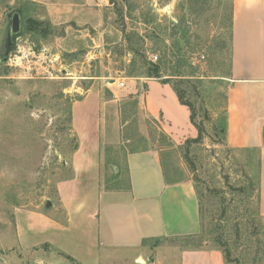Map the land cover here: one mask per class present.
<instances>
[{
    "label": "rangeland",
    "instance_id": "1",
    "mask_svg": "<svg viewBox=\"0 0 264 264\" xmlns=\"http://www.w3.org/2000/svg\"><path fill=\"white\" fill-rule=\"evenodd\" d=\"M50 1L53 18L63 14L65 22L57 18L53 25L44 19L52 30L42 36L24 30L25 18L41 20L48 6L0 0V20L6 25L13 11L23 16L14 48L0 50V264H78L44 245L20 259L24 247L15 234L14 214L21 210L62 216L57 187L72 176L77 144L72 103L91 88L96 81L92 77H101L94 88L99 86L107 98L108 78L128 83L147 75L153 55L161 64L160 79L170 78L189 103L194 123L204 128L200 141L186 140L175 156L195 182L201 229L194 238L152 240L147 246L158 244L157 250L147 249L136 264H180L177 250L191 249H217L225 264H264L259 153L231 148L225 140L233 0ZM104 28L109 34H102ZM130 103L125 109L121 104L120 118L108 119L111 126H105L116 134L124 119L134 115L131 131L121 128L118 144L103 147L107 163L102 173L110 186L126 184L124 173L113 180L117 170L112 163L131 143L130 135L139 140L135 129L141 115L129 113L135 100ZM107 109L102 118L111 117ZM144 121L149 131L158 130L155 121ZM134 254L112 252L101 264H132Z\"/></svg>",
    "mask_w": 264,
    "mask_h": 264
},
{
    "label": "crops",
    "instance_id": "2",
    "mask_svg": "<svg viewBox=\"0 0 264 264\" xmlns=\"http://www.w3.org/2000/svg\"><path fill=\"white\" fill-rule=\"evenodd\" d=\"M33 1L48 6L41 20L48 18L53 25L58 19L65 22L63 14L53 18L50 0ZM7 26L0 20V50ZM102 34H109L108 29ZM230 42L225 140L231 148L258 151V199L264 215V0H233ZM92 78L96 81L91 88L71 106L77 144L72 176L57 187L62 216L15 212V234L24 247L19 248L20 259L44 245L78 264H101L112 252L131 250L135 253L132 264H136L137 257L151 249L147 245L152 240L196 235L201 229L195 182L175 157L179 146L198 135L190 107L181 102L170 82L157 77L123 80V87L121 81L108 78L104 84L110 93L107 98L99 86L94 88L101 77ZM117 84L123 89L116 90ZM132 100L135 110L129 109V113L141 115L135 129L139 140L130 135L125 152L120 151L118 159L111 162L117 170L113 180L124 173L126 184L110 186L102 173L107 163L103 147L118 144L119 130H130L134 115L124 119L116 134L105 126H111L110 119L120 118L121 104L129 108ZM107 108L111 117L102 118ZM146 118L155 121L158 130L149 131ZM177 254L180 264H225L217 249L177 250Z\"/></svg>",
    "mask_w": 264,
    "mask_h": 264
},
{
    "label": "trees",
    "instance_id": "3",
    "mask_svg": "<svg viewBox=\"0 0 264 264\" xmlns=\"http://www.w3.org/2000/svg\"><path fill=\"white\" fill-rule=\"evenodd\" d=\"M111 1L114 2V0H111ZM51 26L52 25H51V23L49 21L39 20V19H36V18H34L32 16H27L25 18L24 30H26L27 32L37 31L42 36H47L49 34V32H51V30H52V27ZM147 76L160 78V76H161V64L158 63V62H154L151 65V67L148 69ZM162 81L169 82L170 81V78L163 79ZM174 88L177 91V94H178L181 102L183 104L188 105L190 107L189 103H187V102H185L183 100V94H182V92H180L177 87H174ZM190 109H191V107H190ZM191 112H192V109H191ZM191 118H192V121L194 123L193 113L191 115ZM195 126L198 129V135L195 138L187 139V142H198V141H200L203 138V134H204V128H203V126L202 125H196V124H195ZM195 236L196 235H189V236H186V238H194ZM155 240L156 241H160V240H163L164 241V240H166V238L165 239L156 238ZM144 242H146V240ZM156 245H158V244H155V246Z\"/></svg>",
    "mask_w": 264,
    "mask_h": 264
},
{
    "label": "water",
    "instance_id": "4",
    "mask_svg": "<svg viewBox=\"0 0 264 264\" xmlns=\"http://www.w3.org/2000/svg\"><path fill=\"white\" fill-rule=\"evenodd\" d=\"M23 31V16L21 11H13L9 16V25L7 26L6 37L4 46L6 52H10L15 44L17 38L22 34ZM51 204V202H49Z\"/></svg>",
    "mask_w": 264,
    "mask_h": 264
},
{
    "label": "built area",
    "instance_id": "5",
    "mask_svg": "<svg viewBox=\"0 0 264 264\" xmlns=\"http://www.w3.org/2000/svg\"><path fill=\"white\" fill-rule=\"evenodd\" d=\"M157 59H158V56H157V55H153L152 60L156 62ZM119 85H120L121 87H123V86L125 85L124 81H121V82L119 83Z\"/></svg>",
    "mask_w": 264,
    "mask_h": 264
}]
</instances>
